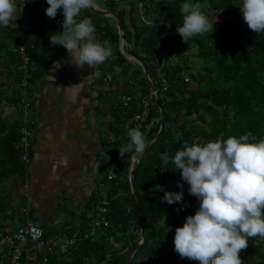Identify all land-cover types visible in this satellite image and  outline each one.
Returning a JSON list of instances; mask_svg holds the SVG:
<instances>
[{"label":"trees","instance_id":"16d2710c","mask_svg":"<svg viewBox=\"0 0 264 264\" xmlns=\"http://www.w3.org/2000/svg\"><path fill=\"white\" fill-rule=\"evenodd\" d=\"M147 1L152 4V9L146 17L133 13L134 2H130V16L127 8L119 9L113 0H105V8L117 11L125 36L124 49L146 65L148 76L139 62L129 61L122 52V38L115 18L87 9L77 19L90 17L101 41L111 42L113 55L101 64L105 68L103 76L107 71L115 73V66H119L121 76L134 78V84L126 83L123 90L134 96L130 116L142 110L141 98L151 94L150 84L155 86L159 103L155 97L151 98L150 117L141 131L148 143L158 136L141 160L134 153H126L122 158L119 148L129 140H109L111 134L125 136L126 130L121 125L124 118L118 114L123 108L119 102L112 105L114 116L105 131V157L100 160V170L105 172V178H100L99 182H108L105 184V196L110 201L107 217L113 227L102 226L96 242L87 241L67 253L47 252L48 260L41 258L40 264H131L140 251L142 256L138 264H199L195 260L182 259L175 251V229L182 227L186 218L196 213L199 201L189 195V185L182 181L180 171L173 163L174 155L185 143L192 144L197 140L215 141L249 132L257 140L264 138V34L254 33L244 22L239 8L243 0H200L208 5L203 10L213 28L202 36L192 37L187 43L176 31L183 21L180 9L186 0ZM30 4L29 1V12ZM58 12L61 14L62 10ZM30 15L26 38L35 66L38 41L33 34L36 21L31 12ZM127 16L134 30L127 27ZM18 19L19 15L13 20L16 22L11 21L15 27L0 26V106L3 101L15 106L5 115L0 111V187L7 180L25 174L27 168L18 148L22 125ZM63 19L62 14L56 23L62 25ZM148 20L169 22L171 30L165 23L155 26ZM197 61L203 65L199 66ZM132 63L138 68L131 70ZM160 72L162 77H159ZM9 87L12 92L7 94ZM14 112H18L16 117ZM132 157L138 158L133 165V168L137 166L134 184L138 199L129 181ZM111 164L122 169L108 171ZM111 172L119 176L116 181H108ZM178 182L183 183V189L178 187ZM180 191L184 194L182 202L170 205L163 201L165 192ZM101 198L97 194L88 226ZM7 208L0 212L5 213ZM119 222L123 225L119 226ZM44 227L47 237L66 227L73 231L88 228ZM141 238L143 242L139 245ZM119 240L124 243L117 247ZM248 243L247 249L240 253L244 264H264V239L255 237ZM143 256H148L146 262Z\"/></svg>","mask_w":264,"mask_h":264},{"label":"clouds","instance_id":"9594fccd","mask_svg":"<svg viewBox=\"0 0 264 264\" xmlns=\"http://www.w3.org/2000/svg\"><path fill=\"white\" fill-rule=\"evenodd\" d=\"M95 3L47 0L45 14L49 18H55L60 10L64 16L63 30L51 35L50 43L64 47L71 63L80 69L95 68L113 55L111 42L96 38L92 19H77ZM23 7L18 8L16 0H0V26L15 27L11 21ZM207 7L200 0H186L181 5L183 21L176 31L184 42L213 28L203 10ZM239 8L248 28L264 34V0H243ZM125 127L129 142L119 148L121 157L126 153L143 156L148 143L143 132L139 127ZM173 163L182 181L189 185V195L199 201L196 213L175 229L176 253L199 264H244L240 253L247 249L249 239H264V138L257 140L249 132L239 137L185 143L174 155ZM183 186L178 182L179 188ZM183 199V191L165 192L163 196L170 205Z\"/></svg>","mask_w":264,"mask_h":264},{"label":"crops","instance_id":"0c3cea01","mask_svg":"<svg viewBox=\"0 0 264 264\" xmlns=\"http://www.w3.org/2000/svg\"><path fill=\"white\" fill-rule=\"evenodd\" d=\"M30 3L36 21L33 34L38 41L36 73L31 76L33 116L37 120L34 146L25 174L9 180L0 209L17 210L30 204L46 222L54 224V229L67 225L86 229L97 196L100 160L105 155L104 135L114 116L109 99L103 96L105 68L74 66L64 47L50 43V36L63 30L56 23L63 11L49 18L45 14L47 0ZM103 4L96 0V7L106 9ZM127 9L130 16L132 9ZM114 70L119 74H115L119 92L127 81L119 66ZM2 105L5 115L9 108L7 103Z\"/></svg>","mask_w":264,"mask_h":264},{"label":"built area","instance_id":"2783aa9c","mask_svg":"<svg viewBox=\"0 0 264 264\" xmlns=\"http://www.w3.org/2000/svg\"><path fill=\"white\" fill-rule=\"evenodd\" d=\"M30 0H16L18 8H22V12H17L19 15L18 26L20 27V42L18 43V52L21 60L22 76L20 79V95H21V112H22V125L20 128V139L18 142V148L21 150V159L25 163H30L31 153L34 146V127H36L37 120L33 116L34 104H33V91L31 89V75L36 70V66L33 64V56L29 53L27 48V32L29 29V19L31 18L28 11ZM119 9L131 8V3L134 2L133 8L142 17H146L151 9L152 4L147 0H113ZM151 25L166 24V28L171 30L169 22H155L152 20L147 21ZM170 25V26H169ZM96 38L101 41L99 32L95 33ZM124 44L121 47L124 55L130 59L136 61L132 55L128 54L124 49ZM116 73L107 71L102 77L103 85L105 86V92L103 96L109 99L111 105L121 104L123 109L118 111L121 118H124L121 125L126 130L125 136H114L111 134L110 142H115L117 139L129 140L127 135V125L130 128L139 127L143 129L144 125L148 122L151 113V98L157 97V90L151 91L150 95H145L141 98L142 110L140 112H133L129 115V109L132 106L134 96L127 94L126 92L116 90ZM162 72L159 73V77H162ZM127 83L134 84V78L126 76ZM165 81V80H164ZM165 90V88H164ZM132 103V104H131ZM128 117V119L126 118ZM121 156V155H120ZM138 161L137 157H132L129 167V181L131 182V172L134 163ZM117 163V161H114ZM116 172H111L108 176V181L118 179ZM105 184L108 182H98L96 184V193L102 196L101 200L96 206V215L92 218L90 225L86 230L73 231L69 227L60 229L57 234L47 237L45 233V227L38 225L32 218L31 213L34 211L33 207L23 205L17 210L8 209L6 214L16 215V219L20 221V226L15 228L11 224L4 222V216L0 212V264H40V259L44 261L48 260L47 252L58 251L59 253H67L71 249L77 248L79 245L85 242H96L99 237L100 228L110 229L113 227V223L107 217L110 201L105 196ZM123 222H119V226H122ZM143 238L139 240V245L142 244ZM134 255V252L132 253Z\"/></svg>","mask_w":264,"mask_h":264},{"label":"rangeland","instance_id":"374dc122","mask_svg":"<svg viewBox=\"0 0 264 264\" xmlns=\"http://www.w3.org/2000/svg\"><path fill=\"white\" fill-rule=\"evenodd\" d=\"M98 2H99V4H102V2L104 3L103 5H105V1L103 0H97ZM133 13L136 15V10L134 9L133 10ZM110 21H112V22H115L114 21V19L113 18H110ZM126 24H127V27L128 28H130L131 30H133V26L131 25V22H129V19H128V17H127V22H126ZM120 34V33H119ZM120 37H121V35H120ZM122 38V37H121ZM121 45H120V48L123 46V42H121L120 43ZM129 61H131L130 59H128ZM197 64L199 65V66H202L203 65V62H200V61H197ZM135 67L136 68H138V65H135L134 63H132V66H131V70H135ZM12 92V90L10 89V87H9V89L7 90V94L8 93H11ZM3 103H5V101H3L2 103H1V106H0V111H3V114L5 113V108H4V106L2 105ZM8 105V108L9 109H7V111H6V113H10L13 109H14V105H10V104H7ZM10 108H11V111H10ZM20 110H21V106H20ZM14 115H15V117L18 115V112H14ZM105 136V135H104ZM104 157H105V155H104ZM122 169V167L121 166H115V165H110L109 166V168H108V171H111V170H115V171H120ZM100 178H105V172H102L101 170H100V176H99ZM9 180H7L6 181V183L4 184V186H2L1 188H0V199L3 197V195H7V192H8V190H9V185H10V181L8 182ZM3 213V212H2ZM3 215L5 216L4 217V222L5 223H8V224H11L13 227H15V228H17V227H19L20 226V221H18V220H15L16 219V215L13 213L12 215H7L6 213H3ZM63 216H60V218L59 219H61ZM31 218L38 224V225H43V226H49L50 228H52V227H54V224L53 223H48V222H46L38 213H36V210H34L32 213H31ZM58 230H56V232H57ZM52 234V233H51ZM124 243V241H120L119 240V242H117V244H116V246L117 247H120L122 244ZM116 252H118V250H116ZM131 256H132V254H131ZM141 256H142V252L140 251L134 258H133V261L131 262V264H138V261H139V259L141 258ZM144 257V262H146V259H147V257L148 256H143ZM143 259V258H142Z\"/></svg>","mask_w":264,"mask_h":264},{"label":"water","instance_id":"95a60500","mask_svg":"<svg viewBox=\"0 0 264 264\" xmlns=\"http://www.w3.org/2000/svg\"><path fill=\"white\" fill-rule=\"evenodd\" d=\"M90 10L93 11V12H95V13H97V14H100V15H104V16H109V17H113V18H115V19L117 20V22H118V27H119L120 35H121V37H122V42H125V36H124L123 27H122V24H121V21H120V19H119V15H118L117 11H115V10H111V9H101V8H99V7H96V3H95V7L90 8ZM126 43H127V44H126L127 47L130 49V44H129L128 42H126ZM131 55H132V54H131ZM132 56H133L135 59H137V61H138L143 67H144V70H145V72H146V75L148 76L149 73H148V71H147L146 65H145L141 60H139L135 55H132ZM150 87H151V91L156 90V89H155V86H154L153 84H150ZM155 99H156V103H159L158 97L155 96ZM157 136H158V135H157ZM157 136H156V137H157ZM156 137H154V139H152V140L147 144V147H146L145 153L143 154V156H140L139 160H141V159L145 156V154H146V152H147V149L149 148L150 144L155 140ZM136 168H137V166H135V167L132 169V172H131V186H132V189L134 190L135 195H136V197H137V199H138V193H137V191H136V187H135V184H134V174H135V170H136ZM138 203H139V202H138ZM143 226H144V222H143V218H142V228H143ZM128 264H129V262H128Z\"/></svg>","mask_w":264,"mask_h":264},{"label":"bare ground","instance_id":"6f19581e","mask_svg":"<svg viewBox=\"0 0 264 264\" xmlns=\"http://www.w3.org/2000/svg\"><path fill=\"white\" fill-rule=\"evenodd\" d=\"M19 20V19H18ZM161 25V24H160ZM29 48V47H28ZM30 52V51H29ZM144 68V67H143ZM157 73V72H156ZM155 100V99H154Z\"/></svg>","mask_w":264,"mask_h":264}]
</instances>
